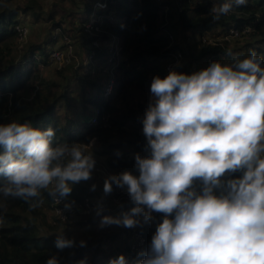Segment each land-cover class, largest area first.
I'll return each mask as SVG.
<instances>
[{"label": "clouds", "instance_id": "clouds-1", "mask_svg": "<svg viewBox=\"0 0 264 264\" xmlns=\"http://www.w3.org/2000/svg\"><path fill=\"white\" fill-rule=\"evenodd\" d=\"M246 4L224 0L210 14L217 21ZM226 54L230 65L214 61L190 75L153 78V101L142 121L148 155L134 157L139 175L125 171L105 179L106 196L126 186L135 206L121 217L103 216L100 227L133 228L140 217L148 222L154 212L163 214L136 264H264V57L254 49L244 59ZM55 136L53 127L0 124V197L35 209L42 190L60 203L73 185L92 178L91 145L54 146ZM237 172L242 175L224 179ZM74 245L57 234L58 249ZM47 264H59L58 258ZM109 264L128 262L120 255Z\"/></svg>", "mask_w": 264, "mask_h": 264}, {"label": "trees", "instance_id": "trees-1", "mask_svg": "<svg viewBox=\"0 0 264 264\" xmlns=\"http://www.w3.org/2000/svg\"><path fill=\"white\" fill-rule=\"evenodd\" d=\"M13 1L0 0V124L14 121L45 129L53 127L56 130L54 146L63 143L89 145L96 141L97 146L88 149L94 148L103 155L104 166L117 174L129 171L138 176L135 154L148 155L142 121L153 101L150 91L153 78H165L171 72L167 69L168 61L164 60L176 52L189 57L187 49L172 39L170 31L204 36L218 30L217 34L223 35L222 40H207L200 45L198 52L192 54L197 62L220 61L230 65L233 59L226 54L229 50L240 59L246 58L250 49L264 57V0H247L245 6L234 8L217 21H213L210 10L224 0H96L105 7L94 8L85 3L84 9H71L69 17L88 14L78 26L82 33L94 16L93 35L86 37V43L94 51L93 61L101 65L111 58L115 66L105 73L100 67L99 77L86 78L77 88L69 69H58L62 79L44 75L42 67L49 65L51 59L48 40L21 43L17 26L22 25L29 14L37 19L40 17L35 9L37 0H28L25 7H15ZM72 2L78 8L79 3ZM46 20L54 22L62 34L66 33L63 17L56 21L50 14ZM233 28L239 31V36L229 40ZM116 38L121 47L118 54L110 50L109 45ZM95 40L98 46L93 45ZM207 67V64L200 65L198 70H193L183 66L173 71L190 75ZM110 76L114 87L106 95ZM95 114L98 116L93 122ZM241 175L237 172L224 179ZM97 180L98 174L93 171L90 180L73 185L72 192L65 198L67 203L84 202L85 198L96 196L98 192L92 186ZM3 183L4 178L0 177V184ZM201 186L199 181L194 184L197 191ZM42 199L43 203L33 209L21 199L0 197V204L4 205L0 207V264H47L51 257H57L59 264H109L117 257L113 255L111 260L102 261L107 255L100 241L101 238L115 240L121 233L110 232L96 240H81L63 233L66 238L73 239L75 245L58 249L55 246L57 235L43 233L42 228L56 229L66 223L56 216V222L48 223L46 216L48 210L53 209L54 199L48 195V190H42ZM105 213L102 211L98 215L93 211L83 216L79 223L96 227ZM153 217L160 223L163 214L154 212ZM147 223L141 221L137 229L146 239L142 253L148 250L157 227ZM81 241L85 246H80ZM132 244L129 243L126 252L135 255L136 264L142 257L134 252Z\"/></svg>", "mask_w": 264, "mask_h": 264}, {"label": "rangeland", "instance_id": "rangeland-1", "mask_svg": "<svg viewBox=\"0 0 264 264\" xmlns=\"http://www.w3.org/2000/svg\"><path fill=\"white\" fill-rule=\"evenodd\" d=\"M28 0H14V6L25 7ZM77 1L78 8L72 0H37V4L35 5V9L40 14V17L34 18L33 15L29 14L24 22L21 24L27 28V36L24 39H20L22 45H25L30 42H44V40H48L49 42V51L53 52L55 50H60L62 53L67 55L68 60L59 62L50 59V63L47 66L42 67L43 73L48 78H59L62 79V76L59 74V70L61 68L69 69L72 73V83L77 84L85 81L87 79H95L99 77L98 70L100 67H103V72L105 73L108 69H113L115 65H113L112 59L110 58L107 63H102L101 65H95L93 61L94 51L92 46H89L86 43V37H91L92 29H85L84 32H80L78 26L80 21L84 18L88 17L86 12L82 13L80 16L76 18L70 19L69 13L71 9H84L85 3L89 5H93L94 8L98 7V2L96 0H75ZM96 1V2H93ZM93 3V4H92ZM87 5V4H86ZM100 7V6H99ZM95 12L92 13V15ZM53 15L56 21L60 20L62 17L66 21L63 23V27L66 28V33H61L60 28L55 27L54 22H48L46 17L49 15ZM91 20L86 23V28L90 26L92 20L95 19L94 16H91ZM218 31V30H217ZM217 31H212L210 33H206V35L202 36L199 33L192 34H182L178 31H170L172 35V39L175 41H179L186 49L189 57L180 56L177 52L171 54L168 59L164 61H168L172 63V71L182 68L183 66H189L193 70H198L200 65H210L212 61H201L197 62L194 59L193 53H197L200 45L207 40H218L224 39L222 34H217ZM20 38V37H19ZM229 40L237 39L228 37ZM94 46H98V41ZM114 49L120 48V41L118 38L114 39L109 43ZM177 56V57H176ZM180 56V57H179ZM65 60V58H64ZM168 64V63H167ZM67 71V70H66ZM87 78V79H86ZM112 79L111 76L109 78ZM78 96V95H77ZM76 96V98H77ZM80 101V99H78ZM78 110V109H77ZM85 117V115L83 116ZM86 118V117H85ZM93 120V119H92ZM89 145H93V147L97 146V142H91ZM96 160V166L93 171L97 172L98 180L96 181V191L98 192L96 196L91 199V203L93 205L90 208L88 213L93 211H98L99 208H102L105 211L106 216L113 217H121L125 212H129L132 207L135 205L131 202L129 194L127 192V187L117 188L113 187V191L109 195L104 194V182L105 179L113 174H117L113 169L107 168L104 166L105 157L96 152V149L90 148L88 152H91ZM88 213H79L75 215L71 220L66 222V225H59L56 229H52L51 227L44 226L42 228L43 233H52V234H72L73 236L81 239V240H96L101 235L104 237L106 234L113 233H121L118 238L115 240H108L105 238H101L100 247L103 250V253L107 256L102 258V261L111 260L112 256H120V255H129L130 253L126 252V248L129 243L134 242L135 237L139 232L138 227L141 225L139 223L137 226L133 228H126L122 225H109L105 227H100V222L95 226H86L79 223V221ZM56 213L53 209L48 210L46 221L50 224H53L55 221ZM57 217V216H56ZM58 218V217H57ZM140 221H144L143 217L139 218ZM158 220L153 217V220L148 221V225L157 226ZM56 222V221H55ZM62 222V221H61ZM157 222V223H156ZM110 254V255H108Z\"/></svg>", "mask_w": 264, "mask_h": 264}, {"label": "built area", "instance_id": "built-area-1", "mask_svg": "<svg viewBox=\"0 0 264 264\" xmlns=\"http://www.w3.org/2000/svg\"><path fill=\"white\" fill-rule=\"evenodd\" d=\"M159 1H161V0H159ZM97 5L100 7H105V4H102L100 2H98ZM92 28H93V21L90 24V26L87 27L86 29L91 30ZM17 30L19 32L20 39H24L27 36L28 31H27V28L25 26L18 25ZM238 36H239V31L235 28L231 29V31L228 35V37H231V38H235ZM95 41H97V40H95ZM95 41H94V44L96 45L97 42H95ZM120 49H121V47L120 48L118 47V49H116V47H115V49H114V46L112 48H110V50H112V51L114 50V52L117 54L120 52ZM178 54L181 56L180 53H178ZM51 58H53L54 60L59 61V62H63V61L68 60L67 55H65V53H62V51H60V50H55V51L51 52ZM64 58H65V60H64ZM167 69L169 71H172V63L168 62ZM113 87H114V81H113V79H111L108 86H107L105 94L106 95L110 94L113 90ZM97 116H98L97 114H95V116H93V122H95L97 120ZM66 204H70V203H67L65 198H62L60 203H58L56 200H54V203H53V210L55 211L56 216L58 217V219L60 221H62L64 223L68 222L75 215H77L79 213H83V214L88 213L90 211L89 209L93 207V205L91 203V198H85L84 202H78L75 204H71L70 208H66L65 207ZM145 242H146V239H145L144 234L138 233L135 237L133 244H132V249L134 250V252L137 255L142 253L143 246L145 245ZM124 256L126 257L128 264H134V261H135V255L134 254L130 253L129 255H124ZM116 258H118V256Z\"/></svg>", "mask_w": 264, "mask_h": 264}]
</instances>
